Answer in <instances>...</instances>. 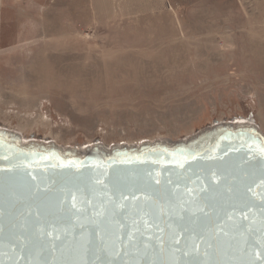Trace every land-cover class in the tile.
I'll list each match as a JSON object with an SVG mask.
<instances>
[{
    "label": "rangeland",
    "instance_id": "obj_1",
    "mask_svg": "<svg viewBox=\"0 0 264 264\" xmlns=\"http://www.w3.org/2000/svg\"><path fill=\"white\" fill-rule=\"evenodd\" d=\"M264 131V0H0V124L81 147Z\"/></svg>",
    "mask_w": 264,
    "mask_h": 264
},
{
    "label": "water",
    "instance_id": "obj_2",
    "mask_svg": "<svg viewBox=\"0 0 264 264\" xmlns=\"http://www.w3.org/2000/svg\"><path fill=\"white\" fill-rule=\"evenodd\" d=\"M63 146L0 124V264H264V131Z\"/></svg>",
    "mask_w": 264,
    "mask_h": 264
}]
</instances>
